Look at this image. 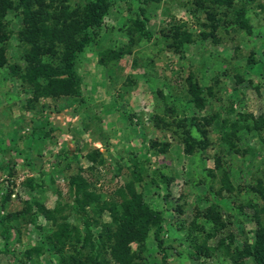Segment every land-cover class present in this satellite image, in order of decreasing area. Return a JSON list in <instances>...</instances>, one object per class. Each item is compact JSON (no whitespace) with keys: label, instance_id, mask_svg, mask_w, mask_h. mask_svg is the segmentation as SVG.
<instances>
[{"label":"rangeland","instance_id":"1","mask_svg":"<svg viewBox=\"0 0 264 264\" xmlns=\"http://www.w3.org/2000/svg\"><path fill=\"white\" fill-rule=\"evenodd\" d=\"M230 1L222 27L200 32L191 0H113L92 30L96 35L76 52L74 81L58 74L45 92V79L23 77L27 46L16 37L22 14L7 15L12 33L0 66V215H18L6 245L0 233V264H58L60 253H88L86 238L99 225L85 227L73 209L68 185L78 171L89 192L118 200L111 192L124 187L159 215V245L150 226L142 243H130L137 264H232L233 250L252 243L253 216L264 218L257 192L264 187V0ZM239 7L244 28L228 24L231 9ZM74 20L73 43L90 30L86 18ZM177 25L200 36L184 43L182 55L167 49ZM60 57L56 49L42 58L46 68L62 69ZM188 77L199 105L189 102ZM239 114L250 128L224 142ZM77 200L96 217L95 203ZM100 221H110L106 211ZM64 234L59 253L54 245ZM108 249L102 257L116 264Z\"/></svg>","mask_w":264,"mask_h":264},{"label":"trees","instance_id":"2","mask_svg":"<svg viewBox=\"0 0 264 264\" xmlns=\"http://www.w3.org/2000/svg\"><path fill=\"white\" fill-rule=\"evenodd\" d=\"M67 1L68 0H0V66L6 61L2 53V45L12 33V30L9 28V20L7 21V15L12 13L13 15H11L14 16L16 12H21V19H19L21 26L18 29L19 31L16 32V37L27 46L23 56V59L27 63L23 77L28 80H33L36 76L45 79L44 92L47 88L52 87L53 83L55 84L59 81L58 74L65 75V78L69 81H74L75 73L73 64L76 58V52L96 35L92 30L97 27L101 16L113 3V0H87L82 5L72 7ZM208 1L211 3H207ZM230 2V0H191V13L197 23V26H195V28L198 27L197 31L203 32L206 27L214 31L218 27H222L225 16L229 11L227 9L230 6ZM244 14L245 11L242 7L231 9V19L228 20V24H230V26L231 24L238 25L240 28L247 27ZM200 15L205 19V22L199 18ZM78 17L87 19L83 24L86 27H90V30H88L89 33L84 30L83 33H81L82 36L80 39L78 41L75 40L73 43L72 33L74 30L71 27L70 21L76 22L74 19ZM138 20L141 26H143V21L140 19ZM179 28V25L172 27L173 31L170 35L172 41L167 45V49H170L172 53L182 55L185 48L184 43L192 42L193 39L200 36H198L199 33L196 35L195 31L192 29L179 31ZM56 49H60L61 52L60 65L58 68L62 69L46 68L47 66L44 62L45 58L42 57L55 53ZM190 79L189 77L187 79L188 93L190 96L189 102L193 105H199V101H195L196 97L199 99V90L196 89V85L191 82ZM194 118L195 117H191V119ZM246 119L247 116L239 114L235 121L229 122V133L224 134L222 140L228 143L237 129L247 130V128H250L246 123ZM254 123L255 127L259 125L252 119V127ZM195 126L197 130L202 133V129L196 124ZM149 143V150L151 149L152 152L157 150L155 145L158 143L155 140L152 139ZM190 149L191 143L187 142L185 151L188 152ZM89 184L88 180L82 177L78 171L76 177L70 178L68 188L71 189L72 200L76 202L73 205V209L80 220H82L83 225L90 228V230L97 225H99V227H96L97 230L94 235H89L88 238H86L85 244L89 251L83 257L76 255L63 256L60 253L58 245L63 246L62 243L68 235L64 234L60 237L61 240H59V238L56 239L59 242L53 245L60 253L61 260L58 264H110L108 262L109 259L103 258L101 255L103 252L102 249L107 246L109 247L107 252L109 258L113 259L116 264H137L136 261L133 260L137 253L131 250L130 243H142L149 226L153 228L152 240L155 241V243L160 241L158 239L161 229L159 225V215L149 210L145 203L141 201L139 195L128 192L126 187L125 190L123 189L124 187H119L118 190L113 189L114 191L111 192V196H116L118 200L107 201L102 198L100 194L101 191L96 193L94 191L89 192ZM257 192L261 198H264V187H258ZM77 198L80 199L81 205L95 203L92 208L96 212V217L88 215L87 212L77 204ZM6 199L7 194L2 196V202ZM96 202L99 203L96 204ZM103 211H106L110 221L104 223L100 221V216ZM17 215V211H8L5 215H0V233L3 244L5 245L9 238L10 221ZM253 217L257 224L253 241L249 245L244 244L242 249L235 248L233 250L230 257L232 264H243L242 259L244 258H251L254 264H264V218L260 220L257 216L255 217V215ZM30 218L33 221V217L31 216ZM157 244L159 245L160 242ZM225 250L227 251V246Z\"/></svg>","mask_w":264,"mask_h":264},{"label":"crops","instance_id":"3","mask_svg":"<svg viewBox=\"0 0 264 264\" xmlns=\"http://www.w3.org/2000/svg\"><path fill=\"white\" fill-rule=\"evenodd\" d=\"M67 113H68V112H67V111H65L63 118H64V117H66Z\"/></svg>","mask_w":264,"mask_h":264}]
</instances>
